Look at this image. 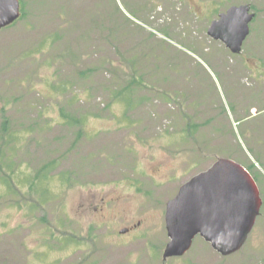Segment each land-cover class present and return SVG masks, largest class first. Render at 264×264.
Here are the masks:
<instances>
[{
  "label": "rangeland",
  "instance_id": "1",
  "mask_svg": "<svg viewBox=\"0 0 264 264\" xmlns=\"http://www.w3.org/2000/svg\"><path fill=\"white\" fill-rule=\"evenodd\" d=\"M21 3L0 31V264H264L253 239L163 258L168 203L232 150L205 113L244 90L207 31L250 6L264 65V0Z\"/></svg>",
  "mask_w": 264,
  "mask_h": 264
},
{
  "label": "water",
  "instance_id": "2",
  "mask_svg": "<svg viewBox=\"0 0 264 264\" xmlns=\"http://www.w3.org/2000/svg\"><path fill=\"white\" fill-rule=\"evenodd\" d=\"M21 16L20 0H0V31L14 25ZM254 19L250 6H233L212 23L209 34L238 54ZM220 30L224 34L216 36ZM258 210L252 179L235 162L219 159L184 184L168 203L166 229L170 240L164 260L185 256L198 237L222 256L235 254L252 231Z\"/></svg>",
  "mask_w": 264,
  "mask_h": 264
},
{
  "label": "flooded vegetation",
  "instance_id": "3",
  "mask_svg": "<svg viewBox=\"0 0 264 264\" xmlns=\"http://www.w3.org/2000/svg\"><path fill=\"white\" fill-rule=\"evenodd\" d=\"M215 34L218 36V34H224V31L220 30ZM209 36L211 35L209 34ZM250 37L251 26L241 51L234 54L238 57V70L240 72L235 83H241L244 90L236 92L234 106L222 105L205 113L208 115L205 122L207 130L209 132L217 130L218 132L214 134H220L221 145L232 147V150H228L221 159H227L238 164L252 179L257 189L259 210L253 229L247 236L245 244L251 239L257 243L264 242V90H260L264 86V74L259 73L264 65L260 59H255L254 55L249 54V51L247 52L246 46ZM228 39L230 40L229 37ZM215 40L217 41V39ZM218 41L230 50L222 40ZM191 125L192 127L196 126L195 123L190 124V127ZM189 130L192 132L193 128ZM224 131L226 132L225 135ZM212 141L213 139H209L210 143ZM244 246L236 253L241 252Z\"/></svg>",
  "mask_w": 264,
  "mask_h": 264
},
{
  "label": "crops",
  "instance_id": "4",
  "mask_svg": "<svg viewBox=\"0 0 264 264\" xmlns=\"http://www.w3.org/2000/svg\"><path fill=\"white\" fill-rule=\"evenodd\" d=\"M31 205H32V204H29L28 206H29L30 208H32ZM16 207H18L17 210H21V208L23 207V204H17ZM18 228H19V229H18ZM18 228H17L16 230H18V231H19V230H23V227H18Z\"/></svg>",
  "mask_w": 264,
  "mask_h": 264
}]
</instances>
